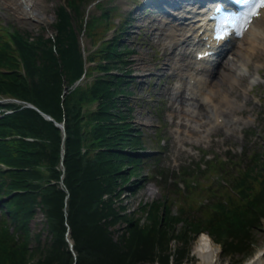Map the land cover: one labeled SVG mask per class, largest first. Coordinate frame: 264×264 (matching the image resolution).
Wrapping results in <instances>:
<instances>
[{"label":"trees","instance_id":"trees-1","mask_svg":"<svg viewBox=\"0 0 264 264\" xmlns=\"http://www.w3.org/2000/svg\"><path fill=\"white\" fill-rule=\"evenodd\" d=\"M92 1L61 0L50 34L0 24V97L33 103L65 121L67 133L33 107L0 103V264H182L198 232L223 252H247L264 217V136L238 160L215 156L167 175L149 167L143 177L160 196L139 215L120 203L122 187L149 158L131 149H161L162 128L149 141L130 119L135 81L123 38L132 12L102 0L100 13L87 17ZM81 34L94 43L86 58ZM39 209L44 242L29 224ZM173 237L181 242L174 250Z\"/></svg>","mask_w":264,"mask_h":264},{"label":"rangeland","instance_id":"rangeland-1","mask_svg":"<svg viewBox=\"0 0 264 264\" xmlns=\"http://www.w3.org/2000/svg\"><path fill=\"white\" fill-rule=\"evenodd\" d=\"M35 1L37 4L33 6L35 13L33 18H23L26 16L20 15L16 11L17 9L0 6V24L6 28L27 30L32 34H50L56 18L54 8L61 0ZM104 1L107 2L106 5L120 7L122 11L132 12V22L128 30L130 35L123 39L127 41L131 49L130 53L127 54V59L131 60L129 65L135 81L130 86L133 92L127 98L132 105L130 119L134 128L143 129V133L149 141L155 128L158 126L162 128L160 131L161 139H163L161 149H131L132 154L148 156L149 158L143 162L145 165L141 168L139 177L134 175L122 187L119 201L126 206L128 211L139 215V206L142 203L151 202L160 196L157 185L143 177L148 173L149 167L163 170L164 174L167 175L177 170L180 165L196 163L214 156L227 158L230 155V157H235L238 160L236 156L244 151L252 152L263 146L264 29L256 27V32L251 34L263 32V38L259 43L261 49L258 57H252L247 53L246 50L250 48L249 37L251 35H245L227 54L229 58H233L235 52L245 55L244 59L234 60L231 64L234 72L224 76L218 90L211 88L210 84L204 86L203 95L206 96L208 107L221 106L229 112L222 123L215 119L216 115H214L204 125L203 121L207 119H201L198 116L186 117L179 113V110H173L169 105V95L175 91L176 87L183 89L185 93L189 91L191 84L189 70L192 69V66L190 64L186 67L184 62L188 60V56L190 59L194 52L188 56L179 53L181 42L177 39L178 37L170 35L171 32L177 31L170 26L164 27L167 18L161 14L159 7L150 4V2H158V0ZM168 7L164 4L161 9ZM100 11L101 8L93 6L89 11V16L94 12L100 13ZM115 18L114 22L118 24L120 16L117 15ZM80 37L85 47L91 48L93 46L90 37L86 35ZM175 40H179L180 43ZM174 43H177L178 46L176 50L173 48ZM181 46L183 51L189 52L191 49V46L186 43H181ZM216 70L210 79L207 78V81L219 77ZM219 71L226 72L223 68H220ZM230 77L235 78L234 83H231L232 78ZM243 79L244 81L241 83L240 81ZM224 88L229 91L234 90V92L225 97ZM172 96L175 98V95ZM211 96H214L215 99L212 100ZM181 120H187L195 132L180 126ZM203 151L208 152L209 156L204 157ZM126 168H131V165ZM158 175L160 177L158 173L156 177ZM172 211H177L175 204L172 206ZM44 222L45 216L40 209L36 217L29 222L31 232L40 233L41 242L46 241L47 238ZM122 225L121 223L116 224V228L118 229ZM176 227H179V224ZM201 233H195L191 238V242L187 245L188 254L182 264L195 262L194 246ZM117 234L118 232L115 235ZM212 241L218 245L224 263L231 261V264H244L264 250V217L260 226L255 228L254 242L247 252L228 254L223 252L219 242L214 239ZM180 244L181 242L176 237L171 239L170 245L173 250ZM32 245L35 246V240H32ZM35 260L36 258L32 262ZM153 264L158 263L154 262Z\"/></svg>","mask_w":264,"mask_h":264},{"label":"bare ground","instance_id":"bare-ground-1","mask_svg":"<svg viewBox=\"0 0 264 264\" xmlns=\"http://www.w3.org/2000/svg\"><path fill=\"white\" fill-rule=\"evenodd\" d=\"M180 1L181 0H163V3L171 7L173 4H176L177 2L179 3ZM0 4L1 7L6 6L7 8L17 9L16 11L20 15L24 14V16H26L23 18H33L35 16L33 6H35L37 3L35 0H0ZM171 18L172 17L169 16L167 18V21L164 22L163 26L164 27L170 26V28L177 29L178 34H176V32L173 31L170 33V35L176 38L178 37L177 39H179L180 42L187 41L189 44L190 43L194 44L193 41L196 38L199 37L201 39L207 36L205 27L203 26L202 23H197L193 21H187L186 23L183 22L186 20L184 18L185 20L183 21L179 20L177 23H173L172 25L169 22V21L173 22ZM256 27H260L264 29V8L261 9V14L259 15V17L255 18L252 21L251 25L249 26V33L256 32L255 29ZM261 38H263V32L258 34L256 33L249 37L250 48L246 51L250 56L258 57V53L261 49L259 44ZM179 40H175V41L179 42ZM238 42L239 40L237 39L235 43ZM177 47H178L177 43H174L173 48H175L176 50ZM179 48H180L179 53H182L183 55L186 56V53L183 52L181 43L179 44ZM206 49H213V48L208 47L207 44V46H205L204 48L198 49L195 55L192 57V59H189L184 62L185 65L191 64L193 67L192 70H189V76L191 79V85L189 91L185 93L183 89L176 87L175 91L169 95V105L171 108H173V110H179L178 112L185 115L186 117L198 116V118L201 119L205 118L207 120L203 121L204 125L205 123L209 122L208 119H210L211 116L214 115H216L215 119H218V117H222L224 120L225 116L228 115L229 112L226 111V109L221 106L208 107V102L206 96L203 95L202 89L204 88L205 85L210 84L211 88H214V90H218L220 88L221 80L224 78V76L226 74H232L234 72V69L231 66L233 61L237 59L245 58V55L239 52H235L234 57L229 58L227 57L228 52L226 51L227 53L225 54V56L217 64L218 67L216 72L218 73L219 77L214 78L213 80L211 79V81H207V78L210 79V76H212V73L216 67L211 68L213 63L205 60L204 58L199 59L198 57L199 52H204ZM220 68L225 69L226 72L224 73L222 71H219ZM230 78H232L231 83H234L235 78L233 77ZM243 81L244 79L241 80L240 82L242 83ZM223 91L225 92L224 93L225 97H228L232 92H234V90L229 91L226 88H224ZM172 95H175V98ZM211 99L214 100L215 97L211 96ZM179 124L182 127L192 130L191 132H195V130H193V126L187 120L185 121L181 120ZM67 236L68 238L72 239L70 236V227ZM73 249H74V245H73ZM194 252L196 254L195 255L196 259L193 264H231L232 263L231 261L224 263L218 245H216L212 241L211 237L206 232H202L201 235L198 237L197 243L194 246ZM244 264H264V250H262L260 253L252 257V259H250Z\"/></svg>","mask_w":264,"mask_h":264},{"label":"water","instance_id":"water-1","mask_svg":"<svg viewBox=\"0 0 264 264\" xmlns=\"http://www.w3.org/2000/svg\"><path fill=\"white\" fill-rule=\"evenodd\" d=\"M29 105L32 106V104H29ZM40 112L42 113V115H44L45 118L50 119V120H54V118H52V116H50L49 114L44 113V112H42V111H40ZM55 123H56L57 126H59V127L62 129V131H63V135H64V137H65V136H66L65 122H64V121H63V122H57V121H55ZM64 153H65V148L63 147V149H62V157H64ZM62 169H63V171L66 170V167H65L63 161H62ZM63 177H64V175H62V178H63ZM61 183L64 184L63 179L61 180ZM66 190L68 191L67 188H66ZM68 195H69V194H68ZM67 239H68L69 244H70V246H71V248H72V250H73V253L76 255V252H75L74 249H73V245H74L73 240L70 239V238H67Z\"/></svg>","mask_w":264,"mask_h":264},{"label":"snow or ice","instance_id":"snow-or-ice-1","mask_svg":"<svg viewBox=\"0 0 264 264\" xmlns=\"http://www.w3.org/2000/svg\"><path fill=\"white\" fill-rule=\"evenodd\" d=\"M262 3H264V0H261Z\"/></svg>","mask_w":264,"mask_h":264}]
</instances>
